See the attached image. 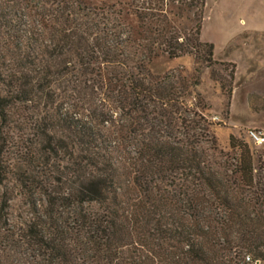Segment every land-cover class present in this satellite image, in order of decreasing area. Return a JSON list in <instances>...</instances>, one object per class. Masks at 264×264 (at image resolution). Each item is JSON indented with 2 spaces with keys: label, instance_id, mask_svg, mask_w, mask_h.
Listing matches in <instances>:
<instances>
[{
  "label": "trees",
  "instance_id": "obj_1",
  "mask_svg": "<svg viewBox=\"0 0 264 264\" xmlns=\"http://www.w3.org/2000/svg\"><path fill=\"white\" fill-rule=\"evenodd\" d=\"M188 1L175 33L165 0H0V264L264 263V154L220 150L145 72L159 53L213 64Z\"/></svg>",
  "mask_w": 264,
  "mask_h": 264
},
{
  "label": "rangeland",
  "instance_id": "obj_2",
  "mask_svg": "<svg viewBox=\"0 0 264 264\" xmlns=\"http://www.w3.org/2000/svg\"><path fill=\"white\" fill-rule=\"evenodd\" d=\"M166 1L162 15L168 28L175 33L189 31L194 10L188 7L189 1ZM152 13L160 14L155 10ZM128 20L137 27L134 16ZM199 36L213 46L210 67L193 55L170 59L159 53L145 64V72L173 84L187 104L212 124L210 134L220 150L230 151L228 137L232 135L247 143L257 159L264 153L246 139L245 132L264 128V0H207ZM33 167L30 165V172H35ZM3 190L0 185V201ZM9 205L4 213L7 219L1 220L3 225L18 222L25 208L19 195Z\"/></svg>",
  "mask_w": 264,
  "mask_h": 264
},
{
  "label": "built area",
  "instance_id": "obj_3",
  "mask_svg": "<svg viewBox=\"0 0 264 264\" xmlns=\"http://www.w3.org/2000/svg\"><path fill=\"white\" fill-rule=\"evenodd\" d=\"M246 138L255 146L264 149V128H249L245 132ZM248 261V258L246 259Z\"/></svg>",
  "mask_w": 264,
  "mask_h": 264
},
{
  "label": "crops",
  "instance_id": "obj_4",
  "mask_svg": "<svg viewBox=\"0 0 264 264\" xmlns=\"http://www.w3.org/2000/svg\"><path fill=\"white\" fill-rule=\"evenodd\" d=\"M206 3H207V0H205L204 8H205V6H206ZM204 8H203V14H204ZM202 21H203V18H202ZM201 25H202V23H201Z\"/></svg>",
  "mask_w": 264,
  "mask_h": 264
}]
</instances>
